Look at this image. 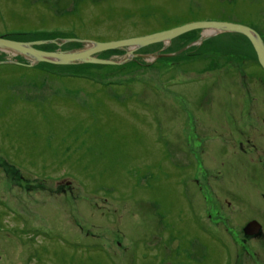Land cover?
I'll use <instances>...</instances> for the list:
<instances>
[{
  "label": "rangeland",
  "instance_id": "1",
  "mask_svg": "<svg viewBox=\"0 0 264 264\" xmlns=\"http://www.w3.org/2000/svg\"><path fill=\"white\" fill-rule=\"evenodd\" d=\"M197 21L264 40V0H0V37L18 42H110ZM128 51L97 55L119 65L0 64V264H264V234L243 232L253 219L264 228L252 44L196 30ZM5 61L30 64L0 50Z\"/></svg>",
  "mask_w": 264,
  "mask_h": 264
},
{
  "label": "water",
  "instance_id": "2",
  "mask_svg": "<svg viewBox=\"0 0 264 264\" xmlns=\"http://www.w3.org/2000/svg\"><path fill=\"white\" fill-rule=\"evenodd\" d=\"M196 30L211 31L212 34L217 33H230L239 34L246 37L257 55L259 64L264 70V40L261 35L253 28L241 24H235L230 22H219V21H197L187 23L172 29H168L161 32L152 33L142 37H133L129 39H123L118 41L110 42H96L83 39H65L61 43L57 41H41V42H18L6 39L5 36L0 37V50L8 51L14 55H20L30 61L28 67H34L40 63H48L60 66H71L76 64H96V65H119L121 62H116L109 59H99L98 54L119 50L127 49L128 54L132 55V52L143 49L145 47L160 44L169 43L175 38ZM210 37V36H209ZM48 43L57 44L62 47L67 43H79L83 44V49L80 50H68V51H56L47 52L37 50V46L46 45ZM133 56H136L134 54ZM13 63L11 61L1 62L0 64ZM15 64L17 62H14ZM19 64V63H17ZM261 225L256 221L249 224L245 229L247 236L257 235Z\"/></svg>",
  "mask_w": 264,
  "mask_h": 264
},
{
  "label": "flooded vegetation",
  "instance_id": "3",
  "mask_svg": "<svg viewBox=\"0 0 264 264\" xmlns=\"http://www.w3.org/2000/svg\"><path fill=\"white\" fill-rule=\"evenodd\" d=\"M239 152H240V151H235V155L241 157V155H240ZM244 152L247 153L246 151H244ZM244 166H245V165H244ZM246 167L248 168V166H246ZM258 167H259L262 171L264 170L263 167L261 166V164H259ZM255 221H256L258 224L261 225V228L259 229V233H258L257 235L247 236V234H246V232H245V229L248 227L249 224H251V223H253V222H255ZM0 222H1V218H0ZM0 224H1V223H0ZM243 232H244V234H245L248 238H256V237L259 238V236H262V235L264 234V228H263V225H262L258 220L253 219V220L247 222L246 226H245L244 229H243ZM27 235H28V237H30V234H27Z\"/></svg>",
  "mask_w": 264,
  "mask_h": 264
},
{
  "label": "trees",
  "instance_id": "4",
  "mask_svg": "<svg viewBox=\"0 0 264 264\" xmlns=\"http://www.w3.org/2000/svg\"><path fill=\"white\" fill-rule=\"evenodd\" d=\"M171 29V28H170ZM168 30V29H167ZM72 39V38H71ZM9 65L7 66V67H12L13 69H15V70H21V69H23V70H29L30 68H32V67H28V66H26V65H23V64H21V65H16V64H14V65H12L11 63H8ZM4 65V64H3ZM12 65V66H11ZM30 70H33V69H30ZM35 70V69H34Z\"/></svg>",
  "mask_w": 264,
  "mask_h": 264
}]
</instances>
